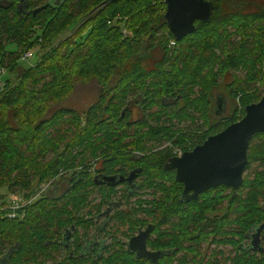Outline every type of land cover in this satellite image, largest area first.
<instances>
[{
  "label": "trees",
  "instance_id": "1",
  "mask_svg": "<svg viewBox=\"0 0 264 264\" xmlns=\"http://www.w3.org/2000/svg\"><path fill=\"white\" fill-rule=\"evenodd\" d=\"M49 1L0 0V68L15 71L21 56L36 46L43 52L17 80L0 82V262L46 264L60 250L64 228L90 221L80 212L91 193L102 192L99 207L116 193L117 186L99 182L102 176L135 170L140 183L128 182L126 188L152 192H144L151 199L139 197L128 211L112 214L113 221L128 225L126 235L152 221V249L191 253L196 262L203 243L230 244L231 264H264V252L243 245L248 232L264 223V133L250 141L244 183L237 189L220 185L187 201L184 184L166 168L176 149L203 143L261 99L264 0H211V19L198 21L182 40L169 29L165 0ZM92 78L102 91L85 111L58 105L78 82ZM220 88L233 102L226 116L218 112L223 98L214 97ZM134 107L141 111L137 120ZM175 120L194 127H176ZM253 164L258 169L251 173ZM61 169L68 173L60 177L68 179L65 192L47 193L14 216L13 201L4 208L2 189L29 191ZM115 243L119 246L100 260L66 255L51 264L173 262L137 258Z\"/></svg>",
  "mask_w": 264,
  "mask_h": 264
},
{
  "label": "water",
  "instance_id": "2",
  "mask_svg": "<svg viewBox=\"0 0 264 264\" xmlns=\"http://www.w3.org/2000/svg\"><path fill=\"white\" fill-rule=\"evenodd\" d=\"M165 2V19L177 40L194 33L196 21L208 22L214 12L211 0H165ZM256 133H264V93L259 101L245 107V115L240 120L208 136L203 143L193 149L170 159L166 168L175 170L176 180L184 184L185 199L187 201L196 199L202 192L220 185L239 188L244 183V174L249 163L250 141ZM131 175L128 181L133 180L134 176ZM101 179V182H107L109 185L124 181V178L117 179L116 175H104ZM153 229V224L140 229L128 240V250L138 257L156 261L163 252L147 248V239ZM263 229L264 223L257 226L256 233L253 234L251 248L254 251L264 252L261 244Z\"/></svg>",
  "mask_w": 264,
  "mask_h": 264
},
{
  "label": "rangeland",
  "instance_id": "3",
  "mask_svg": "<svg viewBox=\"0 0 264 264\" xmlns=\"http://www.w3.org/2000/svg\"><path fill=\"white\" fill-rule=\"evenodd\" d=\"M71 31H67L66 34H61L59 37H57L53 42L56 44L61 38H64L66 35L70 34ZM39 48V46H36L34 49H32L34 55L30 60L27 61H22L21 64L19 65V67L15 70V71H9L8 69H5V73L3 75V78H7L10 77L13 81L17 80L21 75V72L23 69L35 64L41 57V53L43 52H39L37 51V49ZM36 50V51H35ZM238 75L240 78H245V71L243 70H239L237 71ZM18 77V78H17ZM256 86H260L259 83H256ZM262 87V86H261ZM260 91H262V96L264 93V83H263V87L261 89H259ZM198 91V89H197ZM101 92V87L98 84L97 80L92 78L86 81H80L76 84L73 92L64 100L62 101L60 104H58L60 107L64 106V107H72L75 108L76 110H79L81 112L85 111L87 109V107L95 102L99 96ZM226 93L221 92V88L215 90L214 92V97L217 99L219 97L223 98V103L222 105L219 107V116H226L228 115L232 109H233V102L231 101V99L229 97H225ZM58 106V107H59ZM135 113L133 115V120H137L141 117V111L140 110H133ZM175 126L178 127L180 126V128H189L192 125H190V121H184L182 123H180L178 125L177 120L173 121ZM198 124L201 123V121L199 120L197 122ZM196 125V123H195ZM194 127V126H192ZM155 147H161L156 145ZM53 155V153L48 154L47 159L50 158ZM93 161V160H92ZM91 161V162H92ZM96 162H93V164ZM257 164H253L252 165V170L251 173L254 172L255 169H258ZM93 169V168H92ZM66 170L61 169L60 174H58L56 177L51 178L47 181H44L40 184L34 183L33 186L31 187V189L28 191H17V192H8L7 189H2L1 192L5 194V201L8 202L6 206H4V208H10L9 207V201H14V199L16 200L15 205H19V207H23L25 205H30L33 202H36L38 199H40L43 196H46V194L48 193L50 196L51 195H60L63 191V189L67 186L66 184H64L63 182L61 183L60 181V177L62 174H68L65 172ZM93 171V170H92ZM69 176V175H68ZM63 184V187L60 188V185ZM122 186H118L117 187V192L112 194L113 199L114 200H121L123 202V208L125 206H132L135 204V200L138 198L137 196H133V197H128L127 196V192L123 191ZM32 190V191H31ZM54 191V192H53ZM147 192H152V187H148L146 188ZM103 194L102 192H99L97 190H94L89 199H90V204L85 207L84 213L81 211L80 215L84 216L86 219H90L91 217H94L95 215L99 214V218L95 217L94 220H98L100 223L103 222L107 216L106 214H102L103 209L106 207L107 208V203H103V205L101 207H99L100 204H102V199H103ZM143 197L144 199H151L150 195L143 193ZM66 200V199H65ZM22 202V203H21ZM21 203V204H20ZM19 207H14L15 211L11 213V215H13V213H17L16 209ZM89 209L92 210V212L90 213H86ZM12 211V210H11ZM105 211V209H104ZM102 214V215H101ZM22 214L19 213V216H21ZM151 219V218H150ZM149 220V218H148ZM99 223V224H100ZM98 231V230H97ZM255 232V231H254ZM95 235L97 237L98 240H102L101 237L103 236L102 234H100V232L98 231V233H96L95 228H91L89 231L88 236L90 238H94ZM90 240H94V239H90ZM261 244L262 246H264V238H262ZM251 242V238L249 240H247V238L244 240V243H248L250 244ZM208 249H207V255H212L213 256V251L215 253V255L219 254L222 252V254L224 255H233L234 250H233V246L228 244V245H220V246H216L215 243H211L207 245ZM63 251V250H62ZM63 253H65V251H63ZM53 257L48 258V261L46 262V264H51L54 263L55 260H60L61 256H60V250L57 251V254L55 255V253H53ZM220 259V258H218ZM0 264H6V259H3Z\"/></svg>",
  "mask_w": 264,
  "mask_h": 264
},
{
  "label": "flooded vegetation",
  "instance_id": "4",
  "mask_svg": "<svg viewBox=\"0 0 264 264\" xmlns=\"http://www.w3.org/2000/svg\"><path fill=\"white\" fill-rule=\"evenodd\" d=\"M49 2L52 3V4H57L58 2H60V0H50ZM41 7L42 6H39V8L37 7V9H36L37 12L41 9ZM198 21H196V23ZM101 91H102V89H101ZM135 109H137V108H135V107L132 108V111L135 110ZM134 113L135 112L133 111V115H134ZM167 144L164 145V146H161L159 148H163V147L167 146ZM175 156H179V155H175ZM170 159L168 160V162L170 161ZM96 165H97V163H96ZM94 171H96V166L93 167V172ZM130 174H132L131 176H134L132 181H128V177L130 176ZM137 176H138V172H136L135 170H131L127 175L118 174L117 179L118 178H124V181L121 182V184L118 183V184L113 185V186H117V187L118 186H122V187H124L123 191L127 192V194H129V192L130 193L131 192H141V195H139L137 197L138 198L139 197L144 198L143 197V193L147 192L146 189H139V188L131 187V189L128 190L126 188L129 185L128 182H132L135 185H136V183H140L139 182V178ZM101 180L102 179H100L99 182H101ZM60 182L61 183L63 182L64 184L67 185L62 191V192H65L64 190L69 186L68 179H63ZM102 183H107V182H102ZM110 186H112V185H110ZM61 187H63V184L60 185V188ZM190 194H192V192ZM130 197H133V196H130ZM191 200H193V199H191ZM107 205H108L107 208L106 207L104 208L105 211L103 209V212H102V214H106V216H107V218L103 222L100 223L98 220H94L95 217H97V218L100 217L99 216L100 212H99V214L95 215L94 217H91L90 221L83 222V223H80V224H77V225L76 224H70L68 227L64 228V230L62 232V236H61V238L59 240L60 256H61L60 260L65 258L66 255H69V257H71V258L72 257H77V255L78 256L80 255L83 258L84 257L85 258H87V257H95V259L97 258L98 260H100V259L103 258V256H107L109 254V252L112 250L111 248H114V246H117V247L119 246L118 244L115 243V241H120L121 245H123L125 247V249L129 253L133 254L137 258H145V257H138L134 252H130L128 250L127 242L132 236L136 235L139 232L140 229H145L149 224H153L154 225V229H153V231L151 232L150 236L147 239V248L149 250H151V251H160V252L162 251L163 252V254L160 255L159 258L156 261H152V260L148 259L149 261H152L153 263H157V262L161 263V261H163L165 258H172L173 262L171 261V264H224L225 261L227 262L225 264H231L232 263V258L235 256L234 253H233V255L229 254V255L226 256V255L222 254V252H221V253L215 255V253L213 251V253H212L213 256L212 255L206 256L207 255V249H208L207 248L208 247L207 246L208 242H205V243L202 244L203 252H201L200 254H198L196 256V259H197L196 262L192 259L195 256H193L191 253H183V251L178 252L177 249L175 251H172V252L171 251L170 252L169 251L168 252L164 251L165 249H152L151 247H149L148 243H149V239L155 236L156 224H154L152 221H149L144 226L143 225H139V226H137L136 232H134V233H132V234H130L128 236V234L126 235L125 232L123 231L124 228H127L128 225L124 224V223H119L118 221H113L111 219V216H112V214L115 211H128L131 206H125L123 208V205H124L123 202L121 200H114L113 196L108 201ZM82 212L84 213V210H82ZM90 212H92L91 209H89L86 213H90ZM91 228H95L96 233H98V231H99L100 234L103 235L101 237L102 240H98L95 235H93V236H95L94 238H90L88 236L89 231H90ZM256 229H257V227L254 226L248 232L247 240H249L251 238V242H252L253 234L256 233ZM262 238H264V229L262 230V233H261V241H262ZM90 239H94V240H90ZM251 242H250V244H248V243L246 244V243L243 242V245L246 246L247 248L251 249L252 251H254L251 248ZM216 246H217V244H216ZM62 250L65 251V253H63ZM254 252H256V251H254ZM218 258H220V259H218ZM184 259L187 262L184 261ZM202 260H203V262H202Z\"/></svg>",
  "mask_w": 264,
  "mask_h": 264
},
{
  "label": "built area",
  "instance_id": "5",
  "mask_svg": "<svg viewBox=\"0 0 264 264\" xmlns=\"http://www.w3.org/2000/svg\"><path fill=\"white\" fill-rule=\"evenodd\" d=\"M175 44V41H171V45H174ZM33 55H34V53H33V51L32 50H30V51H27V52H25L22 56H21V60L22 61H27V60H30L32 57H33ZM4 73H5V69L4 68H0V82L2 81V78H3V75H4ZM176 155H181L182 153H183V151L181 150V149H176ZM14 203H13V205H12V207L14 208V207H19V205H15V203H16V200L14 199V201H13ZM22 203V202H21ZM20 203V204H21ZM12 216H14V215H12Z\"/></svg>",
  "mask_w": 264,
  "mask_h": 264
},
{
  "label": "bare ground",
  "instance_id": "6",
  "mask_svg": "<svg viewBox=\"0 0 264 264\" xmlns=\"http://www.w3.org/2000/svg\"><path fill=\"white\" fill-rule=\"evenodd\" d=\"M99 54V53H98ZM239 258V257H238ZM243 261V260H242ZM243 264V263H242Z\"/></svg>",
  "mask_w": 264,
  "mask_h": 264
}]
</instances>
